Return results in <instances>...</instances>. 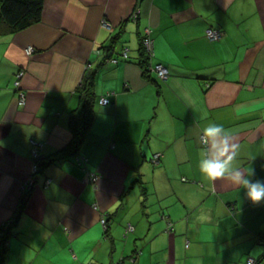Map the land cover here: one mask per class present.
<instances>
[{"label": "crops", "instance_id": "0c3cea01", "mask_svg": "<svg viewBox=\"0 0 264 264\" xmlns=\"http://www.w3.org/2000/svg\"><path fill=\"white\" fill-rule=\"evenodd\" d=\"M212 27L219 39L207 37ZM137 29L166 79L144 78ZM91 72L98 97L77 155L85 159L34 175L35 157L70 141L76 90ZM212 122L239 144L235 166L264 181V0H44L39 23L0 36V229L12 226L4 264H264V202L199 171Z\"/></svg>", "mask_w": 264, "mask_h": 264}, {"label": "trees", "instance_id": "16d2710c", "mask_svg": "<svg viewBox=\"0 0 264 264\" xmlns=\"http://www.w3.org/2000/svg\"><path fill=\"white\" fill-rule=\"evenodd\" d=\"M43 9L44 0H0V36L15 34L39 23L42 20ZM130 21L137 22V19L135 20L131 16L121 22L119 31L112 35L108 44L102 46L103 49L107 50L106 59L104 58L99 66H103L107 63L106 60L112 56L114 49L122 37L124 28L127 27ZM136 32L139 35L138 56L136 58L139 60L138 64L141 67L142 74L146 80L156 81L157 78L152 74V71H154L153 66L155 65L152 66L151 64L153 52L148 51L145 45V38H150V36L147 33L143 34L140 29H137ZM124 56L127 57L128 53H124ZM20 71L21 70H18L16 76ZM94 85L95 72L85 74L82 84L76 90L80 104L70 112L69 116V128L72 134L70 141L65 146L57 149L46 157H35L36 171L34 175L43 173L44 170L52 164L63 162L80 153L88 136L90 126L96 116L98 95L94 89ZM102 97L99 99V102L101 105H106L101 103ZM110 101L109 99L107 104H109ZM77 157L79 161L85 159V156ZM21 208L22 206L19 208L20 211H22ZM13 222L12 220V223ZM9 223L10 222L6 223L0 229V233L3 232V234L0 235V264L5 263V258L8 253L9 233L12 230V226ZM106 223H108L107 220ZM105 226H107V224H105ZM106 230L108 231V228Z\"/></svg>", "mask_w": 264, "mask_h": 264}, {"label": "clouds", "instance_id": "9594fccd", "mask_svg": "<svg viewBox=\"0 0 264 264\" xmlns=\"http://www.w3.org/2000/svg\"><path fill=\"white\" fill-rule=\"evenodd\" d=\"M202 137L207 145V150L198 163L202 176L212 182L225 179L233 185L243 186L244 195L249 201L253 204L264 202V181L252 180L251 168L248 175H245L234 164L239 157L240 146L235 142L233 133L222 124L212 122L202 129ZM2 145L3 142L0 141V146Z\"/></svg>", "mask_w": 264, "mask_h": 264}, {"label": "built area", "instance_id": "2783aa9c", "mask_svg": "<svg viewBox=\"0 0 264 264\" xmlns=\"http://www.w3.org/2000/svg\"><path fill=\"white\" fill-rule=\"evenodd\" d=\"M133 17V19H137L138 17V11H134L131 15ZM107 24V22H106ZM223 32L219 29V28H209L207 30V37L211 40H216V39H219L221 36H222ZM145 45L147 46V49L148 51L150 52H153V40L151 38H145ZM34 47L33 46H29L27 47L26 51L29 55L33 54L34 53ZM153 70L157 73L158 77L161 78V79H166L169 75V69L167 66H165L163 63H157L153 66ZM23 71H20L18 74H17V79L15 81V85L16 86H20V79L23 75ZM20 101L22 103H24L26 101V98H25V93L21 92L20 94ZM109 102V98L108 97H102L101 99V103L102 104H107ZM204 141V140H203ZM205 143V142H204ZM34 154L35 156L38 155V147L35 146L34 148ZM159 158V154H157L154 158V161L155 162H158ZM36 171V165L34 167V172ZM98 178H99V175L96 174V173H93V174H90L89 175V180L90 181H93V183H96L98 181ZM49 182V181H48ZM102 223L105 225L106 224V220L103 218L102 219ZM129 230H134V227L132 225L129 226ZM247 264H257V260L250 257L248 260H247Z\"/></svg>", "mask_w": 264, "mask_h": 264}, {"label": "rangeland", "instance_id": "374dc122", "mask_svg": "<svg viewBox=\"0 0 264 264\" xmlns=\"http://www.w3.org/2000/svg\"><path fill=\"white\" fill-rule=\"evenodd\" d=\"M106 22H107V21H106ZM107 23H108V22H107ZM109 23H110V22H109ZM127 35H128V33H126L125 36L122 38V44H125V43H126V42L124 43V41H126V36H127ZM127 49H128V48H127ZM21 71H23V72L25 73L24 69L21 70ZM24 73H23L22 77L24 76ZM22 77H21V78H22ZM15 87H16V88H19V87L16 86V85H15ZM85 264H88V262H86Z\"/></svg>", "mask_w": 264, "mask_h": 264}, {"label": "bare ground", "instance_id": "6f19581e", "mask_svg": "<svg viewBox=\"0 0 264 264\" xmlns=\"http://www.w3.org/2000/svg\"><path fill=\"white\" fill-rule=\"evenodd\" d=\"M108 22V21H107ZM104 24L106 25V26H111L110 25V23L108 22L107 24H106V21H104ZM103 219V218H102ZM105 219V218H104ZM106 220V219H105ZM107 224V223H106Z\"/></svg>", "mask_w": 264, "mask_h": 264}]
</instances>
